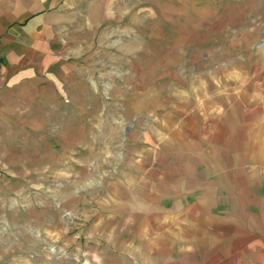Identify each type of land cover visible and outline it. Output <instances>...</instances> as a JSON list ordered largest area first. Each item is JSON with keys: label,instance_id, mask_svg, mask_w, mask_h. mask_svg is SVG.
Here are the masks:
<instances>
[{"label": "rangeland", "instance_id": "374dc122", "mask_svg": "<svg viewBox=\"0 0 264 264\" xmlns=\"http://www.w3.org/2000/svg\"><path fill=\"white\" fill-rule=\"evenodd\" d=\"M25 17L0 50V264H131L147 147L264 96V0H0Z\"/></svg>", "mask_w": 264, "mask_h": 264}, {"label": "crops", "instance_id": "0c3cea01", "mask_svg": "<svg viewBox=\"0 0 264 264\" xmlns=\"http://www.w3.org/2000/svg\"><path fill=\"white\" fill-rule=\"evenodd\" d=\"M27 19L0 18V50ZM257 101L197 113L147 147L114 240L131 264H264V96Z\"/></svg>", "mask_w": 264, "mask_h": 264}]
</instances>
